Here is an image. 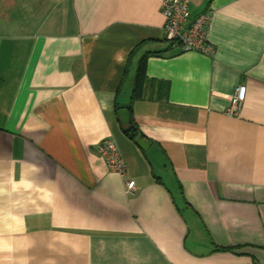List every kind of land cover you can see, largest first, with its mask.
<instances>
[{
    "label": "crops",
    "instance_id": "1",
    "mask_svg": "<svg viewBox=\"0 0 264 264\" xmlns=\"http://www.w3.org/2000/svg\"><path fill=\"white\" fill-rule=\"evenodd\" d=\"M189 6L214 53L165 40L162 0H0V264H264V0Z\"/></svg>",
    "mask_w": 264,
    "mask_h": 264
},
{
    "label": "built area",
    "instance_id": "2",
    "mask_svg": "<svg viewBox=\"0 0 264 264\" xmlns=\"http://www.w3.org/2000/svg\"><path fill=\"white\" fill-rule=\"evenodd\" d=\"M162 12L165 17L163 31L166 41L179 45L183 51L214 53L215 47L209 41L211 11L206 10L191 17L189 0H162ZM246 95V84H240L231 96V103L227 109L229 115L239 116ZM98 152L105 158L111 170L126 174L127 165L115 140L105 138L100 141ZM126 186L128 192H133L136 187L135 180L129 179Z\"/></svg>",
    "mask_w": 264,
    "mask_h": 264
},
{
    "label": "trees",
    "instance_id": "3",
    "mask_svg": "<svg viewBox=\"0 0 264 264\" xmlns=\"http://www.w3.org/2000/svg\"><path fill=\"white\" fill-rule=\"evenodd\" d=\"M171 45H175V43H171ZM145 84H146V72H145V57H144L141 60V64L139 66L136 84H135V90L133 93V99L140 98L143 95V89H144ZM126 127H127L126 134L131 139L135 140L137 136H140V135L143 136L141 132L139 131L138 127L136 126L133 115L131 116V119L128 125H126Z\"/></svg>",
    "mask_w": 264,
    "mask_h": 264
},
{
    "label": "water",
    "instance_id": "4",
    "mask_svg": "<svg viewBox=\"0 0 264 264\" xmlns=\"http://www.w3.org/2000/svg\"><path fill=\"white\" fill-rule=\"evenodd\" d=\"M118 118L120 120V123L122 125H128L130 119H131V103L124 102L120 103L118 105V111H117ZM125 130H127V127H125ZM135 142L139 145V147L143 150H147L150 146V141L146 140L143 136H137L135 138Z\"/></svg>",
    "mask_w": 264,
    "mask_h": 264
},
{
    "label": "rangeland",
    "instance_id": "5",
    "mask_svg": "<svg viewBox=\"0 0 264 264\" xmlns=\"http://www.w3.org/2000/svg\"><path fill=\"white\" fill-rule=\"evenodd\" d=\"M168 42V41H167Z\"/></svg>",
    "mask_w": 264,
    "mask_h": 264
}]
</instances>
